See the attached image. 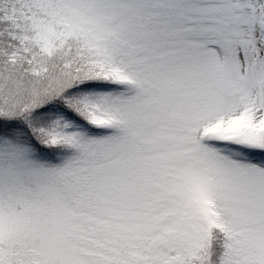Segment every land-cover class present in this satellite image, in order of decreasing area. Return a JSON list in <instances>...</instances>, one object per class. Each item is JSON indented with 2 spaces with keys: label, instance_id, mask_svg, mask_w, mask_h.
<instances>
[{
  "label": "snow or ice",
  "instance_id": "1",
  "mask_svg": "<svg viewBox=\"0 0 264 264\" xmlns=\"http://www.w3.org/2000/svg\"><path fill=\"white\" fill-rule=\"evenodd\" d=\"M0 264H264V0H0Z\"/></svg>",
  "mask_w": 264,
  "mask_h": 264
}]
</instances>
